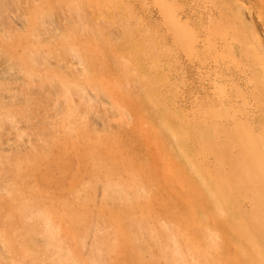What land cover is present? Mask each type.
Masks as SVG:
<instances>
[{"label":"rangeland","instance_id":"1","mask_svg":"<svg viewBox=\"0 0 264 264\" xmlns=\"http://www.w3.org/2000/svg\"><path fill=\"white\" fill-rule=\"evenodd\" d=\"M179 91L178 0H0V264H264V178H197Z\"/></svg>","mask_w":264,"mask_h":264},{"label":"bare ground","instance_id":"2","mask_svg":"<svg viewBox=\"0 0 264 264\" xmlns=\"http://www.w3.org/2000/svg\"><path fill=\"white\" fill-rule=\"evenodd\" d=\"M178 84L197 178H264V0H178Z\"/></svg>","mask_w":264,"mask_h":264}]
</instances>
